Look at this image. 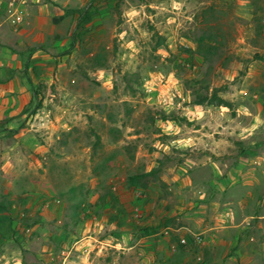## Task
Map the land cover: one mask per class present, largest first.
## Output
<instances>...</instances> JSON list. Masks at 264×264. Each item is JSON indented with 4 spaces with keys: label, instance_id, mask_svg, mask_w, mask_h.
Masks as SVG:
<instances>
[{
    "label": "rangeland",
    "instance_id": "obj_1",
    "mask_svg": "<svg viewBox=\"0 0 264 264\" xmlns=\"http://www.w3.org/2000/svg\"><path fill=\"white\" fill-rule=\"evenodd\" d=\"M83 7L74 46L18 51L29 92L19 129L0 130V264H264V0ZM162 197L177 216L198 201L214 227L168 260Z\"/></svg>",
    "mask_w": 264,
    "mask_h": 264
},
{
    "label": "crops",
    "instance_id": "obj_2",
    "mask_svg": "<svg viewBox=\"0 0 264 264\" xmlns=\"http://www.w3.org/2000/svg\"><path fill=\"white\" fill-rule=\"evenodd\" d=\"M88 1L91 0H0V125L4 126L0 127V130L5 127L19 129V118L28 102L27 83L30 77L27 75V78L23 71L26 61L21 59L18 51L40 46L52 50L58 44L69 46L70 35L74 31L73 24L76 18L81 16L80 12ZM10 3H17L25 8L24 20L17 28L10 25L7 19ZM87 8L88 5L85 9ZM40 52L36 50L32 54L33 61L38 60L34 56ZM192 130L200 129L193 127ZM181 140L183 141V138L175 136L176 143H180ZM199 142L200 139H196L194 144ZM8 163L5 159L3 166H7ZM169 190L175 195L180 192L167 187L162 189V195L166 194L164 191ZM197 202L184 204V209L178 210V213L182 215L177 216L176 209H172L167 200L162 197V243L158 244L159 248L162 247V260L177 257L176 254L180 250L178 236L181 238L189 232L196 233L199 232L200 227H205L199 220H202L201 213L206 207L203 204L197 205ZM180 220L185 224H181ZM114 222L113 220L112 223ZM212 229L214 227L206 230L204 228L203 231Z\"/></svg>",
    "mask_w": 264,
    "mask_h": 264
},
{
    "label": "built area",
    "instance_id": "obj_3",
    "mask_svg": "<svg viewBox=\"0 0 264 264\" xmlns=\"http://www.w3.org/2000/svg\"><path fill=\"white\" fill-rule=\"evenodd\" d=\"M7 11H8L7 19L10 25H12L14 28H17L24 20V15H25L24 6L17 3H10ZM195 239L199 241L200 240L199 235H196ZM181 241L186 242L184 238H182Z\"/></svg>",
    "mask_w": 264,
    "mask_h": 264
},
{
    "label": "trees",
    "instance_id": "obj_4",
    "mask_svg": "<svg viewBox=\"0 0 264 264\" xmlns=\"http://www.w3.org/2000/svg\"><path fill=\"white\" fill-rule=\"evenodd\" d=\"M76 38H77V37H76V34H74V32L72 31V33H71V35H70V43H69V46H74V45L76 44V41H77ZM202 101H203L202 99H198V100L196 101V103H203ZM34 112H35V111H34ZM93 170H94V173H96L95 168H94Z\"/></svg>",
    "mask_w": 264,
    "mask_h": 264
}]
</instances>
